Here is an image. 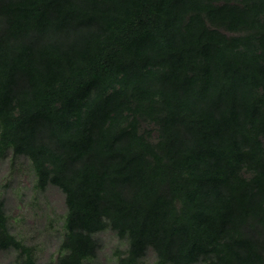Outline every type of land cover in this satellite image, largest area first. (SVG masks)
<instances>
[{
  "label": "trees",
  "instance_id": "1",
  "mask_svg": "<svg viewBox=\"0 0 264 264\" xmlns=\"http://www.w3.org/2000/svg\"><path fill=\"white\" fill-rule=\"evenodd\" d=\"M65 195L55 264H264V0H0V158ZM39 262L0 199V251Z\"/></svg>",
  "mask_w": 264,
  "mask_h": 264
},
{
  "label": "rangeland",
  "instance_id": "2",
  "mask_svg": "<svg viewBox=\"0 0 264 264\" xmlns=\"http://www.w3.org/2000/svg\"><path fill=\"white\" fill-rule=\"evenodd\" d=\"M0 199H5L6 210L14 233L33 248L39 262L55 264L63 237V223L67 212L65 195L56 187L40 192L35 188V173L31 162L13 158L12 153L0 158ZM103 248L95 264H117L118 253L127 244L108 230L100 234ZM18 252L0 251V264H16ZM155 254L149 251L141 264H153Z\"/></svg>",
  "mask_w": 264,
  "mask_h": 264
}]
</instances>
